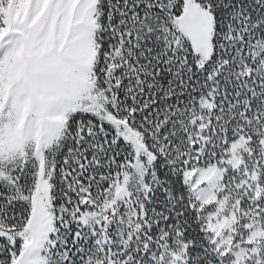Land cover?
I'll return each instance as SVG.
<instances>
[{"label": "snow or ice", "instance_id": "snow-or-ice-1", "mask_svg": "<svg viewBox=\"0 0 264 264\" xmlns=\"http://www.w3.org/2000/svg\"><path fill=\"white\" fill-rule=\"evenodd\" d=\"M0 264H264V0H0Z\"/></svg>", "mask_w": 264, "mask_h": 264}]
</instances>
